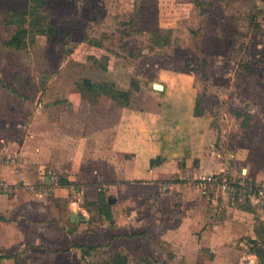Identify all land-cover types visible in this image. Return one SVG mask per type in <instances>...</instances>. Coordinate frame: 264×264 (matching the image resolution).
Listing matches in <instances>:
<instances>
[{"label":"rangeland","instance_id":"1","mask_svg":"<svg viewBox=\"0 0 264 264\" xmlns=\"http://www.w3.org/2000/svg\"><path fill=\"white\" fill-rule=\"evenodd\" d=\"M181 119L194 132L179 140ZM0 122L9 145L3 162L20 172L31 167L36 184L39 176L55 174L49 193L67 180L68 160H83L77 177L83 175L88 150L101 139L100 124L109 137L131 125L162 137L165 125L183 145L202 135L207 152L222 163L205 178L211 183L203 204L206 225L219 226L216 251L200 252L193 263L178 240H158L150 231H100L114 223L97 200L89 210L92 244L120 236L88 260L264 264V0H0ZM110 142L104 149L111 150ZM164 187L154 195L169 194ZM76 192L70 198L83 206L84 195Z\"/></svg>","mask_w":264,"mask_h":264},{"label":"crops","instance_id":"2","mask_svg":"<svg viewBox=\"0 0 264 264\" xmlns=\"http://www.w3.org/2000/svg\"><path fill=\"white\" fill-rule=\"evenodd\" d=\"M179 123V140L194 132L188 122L181 119ZM5 126L0 122V184L6 186L5 191H0V264H91L88 257L92 251L112 244L120 236L110 233L107 243L92 244L93 231L89 228H93V218L89 210L92 202L97 200L100 201V213H105L114 223L111 227H100V231H150L158 240L170 243L178 240L183 245L182 254L193 263L199 261L200 252L209 248L216 251L212 247L219 242V226L206 225L203 204L211 183L205 178L220 170L222 163L215 151L207 152L208 143L204 137L201 139L202 135L197 134L196 140L191 135L195 144L185 141L187 144L183 145L181 141L173 140L174 133L170 129L174 128L165 125L162 137L153 133L146 136L138 127L134 129L137 125H131L128 130L123 127L109 137L107 125L100 124L102 132L99 136L106 143L100 139L97 148L88 150L89 161L85 158L84 162L89 167L84 165L86 170L77 177V168L83 160L79 162L75 157L80 153L69 151V156L75 158L68 160L67 182L56 183L51 188L53 192L49 193L47 188L53 184L55 174L39 176L40 181L36 184L37 177L29 174L31 167L26 165L21 173L3 162L9 151L8 141L2 134L7 129ZM114 127L116 130L118 126L114 124ZM154 127L157 133L156 125ZM166 129L169 130L166 132ZM92 137L90 132L88 138ZM108 140H111V150L104 149ZM188 146L193 148L192 152ZM165 156L169 158L165 159ZM155 158L159 160L153 164L151 160ZM172 178L176 182L164 184ZM81 179L82 183H77ZM76 184L82 188L81 192H76ZM163 185L169 194L154 195L157 190H164ZM75 192L84 195L83 206L79 201L71 200L70 194ZM111 193L116 195L115 203H110ZM107 198L109 206L103 211L101 205ZM78 200L82 202L81 198ZM74 207L78 211H74ZM128 208L131 214L124 213ZM125 215L128 218H124ZM173 251L178 253L175 249L170 252ZM172 257L170 253L169 261Z\"/></svg>","mask_w":264,"mask_h":264},{"label":"water","instance_id":"3","mask_svg":"<svg viewBox=\"0 0 264 264\" xmlns=\"http://www.w3.org/2000/svg\"><path fill=\"white\" fill-rule=\"evenodd\" d=\"M154 88L157 89V90H164L165 89V86L163 84H160V83H156L154 85ZM157 161V160H156ZM155 160L152 161V163L154 164L156 162ZM116 200L114 198H111L110 199V203H115Z\"/></svg>","mask_w":264,"mask_h":264},{"label":"trees","instance_id":"4","mask_svg":"<svg viewBox=\"0 0 264 264\" xmlns=\"http://www.w3.org/2000/svg\"><path fill=\"white\" fill-rule=\"evenodd\" d=\"M41 20H43V19L40 17V18L38 19L39 22L37 21V23H38V24L41 23V22H40ZM26 32H27V31H25V33H26ZM16 42H17V44H19V43H18V40H17ZM86 82H87V83H90V81H86ZM91 86H92V85H91ZM93 86H94V85H93ZM108 206H109V205H108L107 203L104 202V204L102 203V205H101V209H102L103 211H105V209L108 208ZM114 262H115V261H114ZM125 262H126V261H125ZM125 262H123V263H125Z\"/></svg>","mask_w":264,"mask_h":264},{"label":"built area","instance_id":"5","mask_svg":"<svg viewBox=\"0 0 264 264\" xmlns=\"http://www.w3.org/2000/svg\"><path fill=\"white\" fill-rule=\"evenodd\" d=\"M210 181V180H209ZM6 190V186L3 184H0V191H5Z\"/></svg>","mask_w":264,"mask_h":264}]
</instances>
